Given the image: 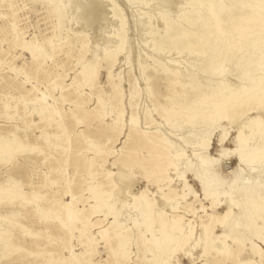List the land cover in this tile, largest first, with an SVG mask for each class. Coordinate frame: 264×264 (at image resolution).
<instances>
[{"label": "rangeland", "instance_id": "374dc122", "mask_svg": "<svg viewBox=\"0 0 264 264\" xmlns=\"http://www.w3.org/2000/svg\"><path fill=\"white\" fill-rule=\"evenodd\" d=\"M47 1L0 0V145L16 148L0 160V192L17 193L12 201L11 194L0 200V264H150L159 254L152 238L163 233L160 218L166 224L180 219L185 232L176 234H187L164 264H264L262 241L241 229L248 240L225 239L220 223L236 178L226 171L235 167L250 181L259 173L264 179V131L256 122L244 126L247 154L239 162L231 152L238 124L222 115L214 126L205 125L212 106L198 102L221 79L226 91L247 89L230 100L238 119L264 121L256 97L264 78L252 87L239 78L240 51L228 56L232 44L219 61L228 75L204 70L207 54L189 48L204 21L180 19L194 7L188 0H61L60 27L54 2ZM91 1L97 8L90 13ZM220 1L225 9L236 6ZM25 44L36 48V56ZM40 97L52 116L48 122L36 110ZM162 110L171 112L168 119ZM209 136L208 153L223 154L216 170L225 180L204 196L194 151ZM257 145L261 149L253 152ZM100 188L107 192L104 202L93 198ZM142 191L141 198H129ZM140 201L155 204L148 212L131 208ZM231 208L233 221L240 212ZM249 239L260 255L250 251ZM223 240L227 253L217 250Z\"/></svg>", "mask_w": 264, "mask_h": 264}, {"label": "bare ground", "instance_id": "6f19581e", "mask_svg": "<svg viewBox=\"0 0 264 264\" xmlns=\"http://www.w3.org/2000/svg\"><path fill=\"white\" fill-rule=\"evenodd\" d=\"M52 1L54 2L55 10L59 15L58 27H60V22L62 18L61 14L63 9L62 5L60 4L61 0H52ZM188 1L194 7L188 11L182 12V14L180 15V19H182L188 24L198 23L200 20L201 22L204 21L198 27L202 31L201 34L196 36V39L193 40L195 42L189 47L191 51H194L196 50L194 47L198 46L202 48L200 52L207 54L203 66L204 70L211 75L218 76L221 73H223V75H226L227 73L226 72L224 73L226 69L225 70L220 69L219 61L221 60V54L224 53L225 47L229 44H232L233 47H231V49L233 52L230 51L228 53V56L232 54L234 55L235 52L240 51L238 58L235 60L236 66L242 67L239 73L240 74L239 78L241 80L247 81V85H250L251 87L253 85L252 83H254L256 79L258 80L263 79L264 78V35L261 34L258 37H254V36L255 34H259L261 31L264 30V0H229L235 2L236 6L228 9H225L223 3L220 0H188ZM96 6L97 3L91 1V3L86 8L91 13L93 11L95 12L94 8ZM202 6L205 8V11H202ZM166 23L169 24V27H173L174 29H177L178 27L177 26L178 23L176 24V22L171 23L168 22L167 20ZM191 27L193 26L191 25ZM186 28L188 27L186 26ZM185 33L187 32L185 31L182 32V34ZM117 34L120 37L121 40L120 43H122L123 42L122 32H119ZM235 40L237 42L236 44H234ZM25 48L29 50L33 56H36V51H35L36 48H34L32 45L25 44ZM120 49H122L121 45H119L118 51ZM105 57H107V59L109 60H112L109 58V54L107 51H105ZM110 64H112V61ZM244 65L246 66V68L243 67ZM248 67H251L252 69L249 68L250 70H248L247 69ZM84 69L85 68L83 67L81 72H83ZM251 71L256 72L255 74L257 75H254ZM226 87L227 84L221 79L216 81L215 87L212 90V92H210L208 96L206 95L200 101L198 100V102H200V105L211 104L212 106V114L206 117L205 125L214 126V123L222 115H224L227 119H229V121L236 122V124H238L237 146L234 149H232L231 152L236 156L238 161L241 162L244 161L247 154V149L244 148L243 145V143L245 142L242 133L244 126H250L251 123L256 122V125L260 126L261 129H263L264 131V121L261 120L260 117L255 119H238L235 116L236 110H234L233 108L229 109L231 105L230 100L236 97H240V95L244 94L247 91V89L242 88L237 93H233L226 91L225 90ZM195 93L197 98L198 97L197 89ZM217 93H220L218 98L216 97ZM256 97H257V105L259 107L258 110L264 111V106L262 103L264 100V90H262L259 94H257ZM36 110L37 113L40 114L41 118L43 116L45 117L44 118L45 121L48 122L50 119H52L50 111L44 104L43 97L37 99ZM46 112H48L47 115ZM160 114L165 119H168L171 112L168 110H162ZM213 129H215V127H213ZM86 136L89 135L87 134ZM209 138L210 136L205 142H201L200 144L201 150L199 152L194 151V155L197 156L199 161L197 163L198 166L196 167L197 169L196 177L198 178L201 184V189L204 196H207L211 193L210 191L211 186L220 184L225 180V178L221 177L222 176L221 173H220L221 176H219L216 170L217 167L216 164L217 162L221 161V157L223 156V154L219 155L220 157H213L208 153ZM92 143L93 145L99 146L96 140H93ZM258 149H261L259 148V145L254 146L253 152H256ZM15 150L16 148L12 147L9 144L0 145V160H4L7 157V155H9L10 153L11 154L14 153ZM172 154L174 155V157L179 156L177 149L175 151H172ZM182 163L185 164V167L189 165V164L187 165V161H183ZM184 172L185 169L183 173ZM226 172L231 174L233 173L234 176H236V178L234 179L235 181L242 179V180H246L247 182H243L242 185L239 186L234 181V183L229 185V188H227V194L225 198L227 210L220 219V223L222 227L227 228V230H225L223 233L224 238L226 239L227 237L234 236L233 238L236 241H245L247 237H243L239 235L241 229L242 231L248 232L250 237H256L257 239H259L264 243V179L260 178L261 176L260 173L257 175H253L251 173L253 176L258 177V179L252 178V181H250L249 180L251 179L250 177L242 176L241 169L238 170L235 167L230 168ZM183 173H181V176ZM119 176L121 180H124L122 181V183L124 182V184L126 185L128 180L126 181L125 179L127 178V176L123 172H120ZM121 186L124 185L121 184L120 187ZM184 186L188 187L187 189L192 191V189H190V186L186 182L184 183ZM94 187L95 186L93 185L92 189ZM121 191L122 193L124 192L123 190ZM106 193H107L106 191L100 188L94 192L93 198L97 200L103 199L104 202L105 200L104 195H106ZM16 194L17 193L15 192L10 193V191L9 192L2 191L0 192V200L10 195L8 197L9 200L12 201L16 196ZM142 194L143 191L140 193V195H132L129 198H131L132 200L135 198L139 199L141 198ZM146 204L147 205L143 204L141 201L139 203L133 202L131 208L141 211L142 209L145 210L147 208V212H148V209L149 211L151 210L150 205L152 206L155 203L150 204L147 202ZM253 204L255 206H253ZM101 205L102 204L98 205V208L101 207ZM233 205H236L240 213H239V217L232 221L230 219L232 218V216H234V213L232 212V208H231ZM108 210H110V208ZM142 221L144 227L147 229L150 223L145 215ZM159 222H160L159 228L164 229L163 233H161L159 237L152 238V241L154 240L153 242L156 243L154 247L158 250L159 254L157 253L155 254L153 253V255L151 254L153 261L150 264H164L167 261V258H169L167 254L172 253L173 251L176 250V248H181L182 247L181 237L187 236V234L185 235L182 234L183 236H179L178 234H176L177 231L180 230L181 233L185 232L182 229L184 228V226L181 224L182 221L180 219L178 218L174 219L171 223L166 224L165 220L160 218ZM204 228L205 226H202L201 233L204 234L206 238L207 234H205V230H203ZM216 237L217 236L212 235L211 239L214 241ZM162 239L163 240L169 239L168 243L159 245ZM125 242H126V238H124V236H121L119 241V246L123 247ZM171 242H173V244H171ZM217 250L221 251L222 253L228 252L227 251L228 246L225 244V240L222 241V246L218 247ZM250 251L253 254L260 255L261 253L258 245H256V243H254L251 240H250ZM126 254H127L126 251H124L122 253V256L124 257L126 256Z\"/></svg>", "mask_w": 264, "mask_h": 264}]
</instances>
